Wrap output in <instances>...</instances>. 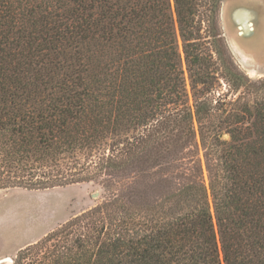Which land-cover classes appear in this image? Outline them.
<instances>
[{
  "label": "trees",
  "instance_id": "16d2710c",
  "mask_svg": "<svg viewBox=\"0 0 264 264\" xmlns=\"http://www.w3.org/2000/svg\"><path fill=\"white\" fill-rule=\"evenodd\" d=\"M224 1L0 0V191L134 181L15 264H264V100L211 103L218 63L249 84Z\"/></svg>",
  "mask_w": 264,
  "mask_h": 264
},
{
  "label": "rangeland",
  "instance_id": "374dc122",
  "mask_svg": "<svg viewBox=\"0 0 264 264\" xmlns=\"http://www.w3.org/2000/svg\"><path fill=\"white\" fill-rule=\"evenodd\" d=\"M237 7L258 11V15L261 16L263 24H260L252 40L241 38L239 31L231 23L230 14ZM262 19L264 20V0L223 2L219 19L221 32L229 55L238 70L249 80V84L238 93L232 92L228 82L222 78L224 66L218 63L215 68L220 66V70L211 79V103L215 108L216 118L224 115L225 111L227 113L236 111L238 106L246 102L264 100V21ZM184 70L189 103L192 106L194 100L186 66ZM217 120L213 119L212 122L216 123ZM224 138L229 139L228 135ZM197 141L200 143L198 138ZM199 151V157L205 167L204 152L200 145ZM123 177L127 178L122 180ZM129 177L122 176L121 184H117L119 179L108 176L98 178L91 183L46 191H27L18 188L0 191V264H15L21 251L45 239L75 217L117 198L123 189L126 192L125 190L133 187L134 184L133 179ZM205 180L208 184L207 172H205ZM7 259L11 262L6 261Z\"/></svg>",
  "mask_w": 264,
  "mask_h": 264
},
{
  "label": "flooded vegetation",
  "instance_id": "af4514ba",
  "mask_svg": "<svg viewBox=\"0 0 264 264\" xmlns=\"http://www.w3.org/2000/svg\"><path fill=\"white\" fill-rule=\"evenodd\" d=\"M239 9H246V10H248V11H250V12H252L253 14H255L256 15V22H255V17L254 16H252V15H249V18H251L250 20H248V19H246L247 17L246 16H248V15H246V16H242L241 17V19H240V21H242V22H247L248 24H249V27L251 26V28H252V32H253V35H250V36H245V34L243 33V31H242V29H238L237 27H236V25H235V23H234V19H233V16H234V13L237 11V10H239ZM257 12V13H256ZM253 11V10H251V9H249V8H244V7H237V8H235L232 12H231V14H230V20H231V23H232V25L234 26V28L237 30V31H239L238 33H239V36L241 37V38H243L244 40H252V39H254V37H255V35H256V33L258 32V28H259V26H260V24H261V21H260V19H261V16L260 15H258L259 14V12L258 11ZM252 20H253V22H252ZM241 30V31H240ZM235 52H236V50H235ZM237 55V54H236ZM238 56V55H237Z\"/></svg>",
  "mask_w": 264,
  "mask_h": 264
},
{
  "label": "water",
  "instance_id": "95a60500",
  "mask_svg": "<svg viewBox=\"0 0 264 264\" xmlns=\"http://www.w3.org/2000/svg\"><path fill=\"white\" fill-rule=\"evenodd\" d=\"M250 11L246 9H239L234 13L233 19L236 27L238 29H242L243 33L245 36H250L253 35V32L250 30L249 24L247 22H242L239 20V16L244 13H248ZM255 17V22H256V16ZM6 261L11 262V260L7 259Z\"/></svg>",
  "mask_w": 264,
  "mask_h": 264
},
{
  "label": "bare ground",
  "instance_id": "6f19581e",
  "mask_svg": "<svg viewBox=\"0 0 264 264\" xmlns=\"http://www.w3.org/2000/svg\"><path fill=\"white\" fill-rule=\"evenodd\" d=\"M253 6H254V5H253ZM253 6H251V8H252ZM246 15H248V16H246ZM249 15L256 16V15L253 14L252 12H248V13L241 14V15L239 16V20L241 19L242 16H246V17H247L246 19L250 20L251 18H249ZM260 21H261V19H260ZM262 21H264V20L262 19ZM252 22H253V20H252ZM253 23H254V22H253ZM261 24H263V23H261ZM250 30H252L251 26H250ZM240 31H241V30H240ZM240 46H241V45H240Z\"/></svg>",
  "mask_w": 264,
  "mask_h": 264
}]
</instances>
